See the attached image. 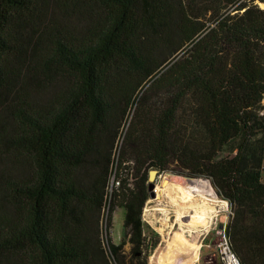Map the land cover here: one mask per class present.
<instances>
[{"label":"trees","instance_id":"1","mask_svg":"<svg viewBox=\"0 0 264 264\" xmlns=\"http://www.w3.org/2000/svg\"><path fill=\"white\" fill-rule=\"evenodd\" d=\"M256 1L264 4L0 0V264H147L159 242L151 229L146 239L141 217L147 168L165 170L173 158L211 176L232 203L224 233L240 263L264 264V7ZM162 82L172 90L140 135L141 155L130 158L131 128L115 164L112 207L123 210L126 260L125 239L109 242L108 255L100 234L113 150L138 91ZM183 101L204 131L201 149L169 133ZM225 150L235 153L216 159Z\"/></svg>","mask_w":264,"mask_h":264},{"label":"rangeland","instance_id":"2","mask_svg":"<svg viewBox=\"0 0 264 264\" xmlns=\"http://www.w3.org/2000/svg\"><path fill=\"white\" fill-rule=\"evenodd\" d=\"M259 5V7L263 8L264 4L260 3L259 1H256ZM163 81V80H162ZM148 83V82H147ZM160 84V83H159ZM157 84V86L152 87L151 90L145 91V87L141 88L134 100V102L131 104V106L127 109V115L123 120V123L121 125V130L120 134L117 136V139L115 141V147L113 150V159H114V164L111 169V173L109 175V181L107 184V196H106V201H105V206L104 209L102 210V215H101V220H100V234H101V239L103 246L106 250V252L109 255V250H108V243H114L118 244L121 241L125 239V243L122 246V253L125 255V259L127 260L128 257L130 256V243L126 241V234L125 230L122 227V219H123V210L121 207L118 205H113V197H112V190L113 187H115V183L113 178L114 171H118V169L115 168L116 161L118 160V153L119 150H121L123 146V139L125 138V135L127 133V130L132 128V135L134 133H138V136H134L133 141H134V153L133 155H130V158L134 161L136 158H138L141 155V152L143 151V146L140 141V135L143 136L145 133L146 129L153 127V120L155 116L159 114V112L167 105V100H168V95H169V90H172L170 87H168L165 83H161L160 85ZM261 105L264 106V98L261 101ZM260 114L264 113V108L260 110ZM175 133L176 136L181 140L182 144L184 143H190L193 147L196 149H201L204 147L206 144V137L204 134L203 129L199 124L194 120V118L191 116V113L189 111V106L187 101H183L182 104L179 107V113L177 115V118L172 124V129L169 132ZM137 143V144H136ZM235 153L229 152L228 150L221 151L217 154L216 159H220L222 157L226 156H231ZM178 155V154H177ZM131 165H133L132 161L129 162ZM180 162L177 161L175 158L171 160L167 166V169L158 171L157 169L154 168H147V174H149L150 170H156L157 174L156 177L153 181L154 187H153V194L154 197H151L150 191L148 190L149 197L146 200L143 209H142V221L144 225H146V234H147V229H151L155 231L159 235V242L158 244L152 249L151 251L148 250V257H146L147 264H215L217 258V250H216V245L220 240V232H225L226 225L232 220L233 218V209H232V203L230 202L229 199L225 198L220 195V190L216 187V185L213 183L212 179L204 174H201L199 178H204L209 180L213 192L205 190V193L207 194L208 197L210 198H218L226 203L225 208H217L216 216L213 218L212 224L210 225L208 231L202 233L199 235L197 238H195L192 242L193 247L188 244H184V247L186 250H190L191 253H195L194 255V260H187L183 259L177 255H172L170 256L167 260L166 259H156V260H151L152 255L154 254L156 248L162 244V236L156 229V227L159 226V222H163V219L165 220V226H167L164 229V232L166 235L168 234V231L174 227L175 229L177 228V225L175 224L177 221V216L175 213V206L172 204L173 202L170 201V198L167 197H160L159 199L157 198V194L155 192V186L161 185L163 177L166 176L167 173H171L174 175L182 176L181 173H189V171L184 170L180 166ZM130 173H135V169L130 168L128 170ZM177 172V173H174ZM123 173V172H122ZM125 173V172H124ZM164 174V176H162ZM183 178H187L185 176H182ZM261 180L264 182V160L262 164V170H261ZM129 185L132 184L133 179L128 177ZM157 184V185H156ZM146 185L148 188V176H147V181ZM171 198H175L178 203H183L185 200L184 197L181 196V194L178 193V189L172 187V192H171ZM162 198V199H161ZM157 200V201H156ZM148 201H151L149 203V206L153 204H158L159 207H165L167 211V216L164 215V211L162 210H156L155 208L151 210L152 214L151 215H145L144 216V208L147 204ZM164 202V203H163ZM171 204V205H170ZM156 207V206H155ZM112 208V209H111ZM169 210V211H168ZM163 215V216H162ZM192 216V211H187L183 213V216L180 218V220L184 223H187L188 221L191 220ZM190 218V219H188ZM162 219V220H161ZM151 220H153V223H151ZM202 226L207 225L208 222L207 220H202ZM176 226V227H175ZM149 234H147L146 239H149ZM172 234L170 235L168 242L170 240L172 241ZM167 242V243H168ZM193 248V249H192ZM164 249H162L163 251ZM147 250H145L146 252ZM200 251V254H199ZM199 256V259H198ZM198 259V260H197ZM112 264H114L112 262Z\"/></svg>","mask_w":264,"mask_h":264},{"label":"bare ground","instance_id":"3","mask_svg":"<svg viewBox=\"0 0 264 264\" xmlns=\"http://www.w3.org/2000/svg\"><path fill=\"white\" fill-rule=\"evenodd\" d=\"M162 176H164V174ZM172 187L178 189V193L185 198L183 203H178L174 200L175 198H171ZM205 190L214 191L209 180L199 177L183 178L182 176H176L171 173H167L166 176L163 177L161 185L155 186V192L158 195L156 199H159L162 196L163 198H170V201L173 202L172 204L175 206L174 211L177 216V221L175 223L177 228L175 229L172 227L168 231L169 235H166L164 232V229L167 227L165 226L166 224L164 220L166 218L163 219V222L158 221L159 226L156 227V229L162 236V244L156 248L151 260H156L158 258L167 260L174 254L183 259L194 260V254L191 253L190 250H186L184 244L189 243V245L193 247V240L202 233L208 231L213 218L216 216L217 208L226 207L225 201L218 198L208 197ZM149 203H151V201H148L144 208V216L151 215V210L154 208L156 210L164 211V215L167 214V212H165L167 211L166 206L158 208V204L149 206ZM189 210L192 211L191 220L184 223L180 218L183 216L184 212ZM202 220H207L208 224L202 226ZM151 223H153V220H151ZM171 234L172 241L170 240V242H168V237H170ZM162 249L164 250L162 251Z\"/></svg>","mask_w":264,"mask_h":264},{"label":"built area","instance_id":"4","mask_svg":"<svg viewBox=\"0 0 264 264\" xmlns=\"http://www.w3.org/2000/svg\"><path fill=\"white\" fill-rule=\"evenodd\" d=\"M112 179L117 186L119 184V180L115 178L114 175ZM219 235L220 240L216 245V250L217 258L220 264H241L236 254L231 250L225 233L222 231Z\"/></svg>","mask_w":264,"mask_h":264},{"label":"water","instance_id":"5","mask_svg":"<svg viewBox=\"0 0 264 264\" xmlns=\"http://www.w3.org/2000/svg\"><path fill=\"white\" fill-rule=\"evenodd\" d=\"M157 171L156 170H150L148 174V190L151 192V197H154L153 192V186H154V179L156 177ZM182 176H185L187 178H196V176H199L201 174H195V173H181ZM214 181V180H213Z\"/></svg>","mask_w":264,"mask_h":264},{"label":"crops","instance_id":"6","mask_svg":"<svg viewBox=\"0 0 264 264\" xmlns=\"http://www.w3.org/2000/svg\"><path fill=\"white\" fill-rule=\"evenodd\" d=\"M187 244L189 245V243H187ZM189 246H190V245H189ZM199 254H200V251H199ZM194 255H196V254L194 253ZM198 259H199V256H198ZM198 259H197V260H198ZM196 262H197V261H196ZM196 262H195V263H196ZM215 262H216L215 264H220V262H219L218 260H216ZM195 263H194V264H195Z\"/></svg>","mask_w":264,"mask_h":264}]
</instances>
